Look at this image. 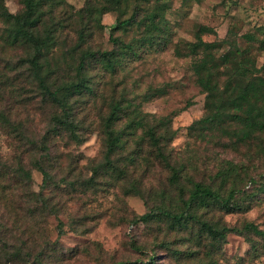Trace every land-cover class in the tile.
<instances>
[{
    "label": "rangeland",
    "instance_id": "1",
    "mask_svg": "<svg viewBox=\"0 0 264 264\" xmlns=\"http://www.w3.org/2000/svg\"><path fill=\"white\" fill-rule=\"evenodd\" d=\"M153 1L122 0L117 9L104 11L105 0H55L51 16L61 22L63 43L43 63L46 82L75 81L80 53L117 48L109 26ZM166 2L171 33L166 47L138 46V55L113 72L92 61L87 76L93 90L72 95L71 125L57 130L52 117L61 115V107L27 69L31 50L4 41L7 24L0 19V264H264V240L253 233L229 232L213 241L193 222L178 226L162 217L132 222L152 206L179 211L190 181L224 194L233 179L242 191L238 208L226 211L207 201L196 203L194 213L215 226L252 222L264 229V133L241 140L237 123L208 128L199 122L209 110L186 45L219 42L215 54L221 56L228 50L221 41L234 36L263 64L264 0ZM4 4L12 14L22 10L19 0ZM80 28L88 35L79 45ZM248 32L255 36L252 43L242 37ZM143 34L137 23L112 36L134 43ZM115 102L120 118L110 128L121 138L110 150L106 124ZM150 131L163 135L169 163L158 157ZM43 138L46 149L40 147ZM36 161L50 175L43 187ZM228 165L236 173L223 185L215 174ZM175 168L181 173L177 183L171 179Z\"/></svg>",
    "mask_w": 264,
    "mask_h": 264
},
{
    "label": "trees",
    "instance_id": "2",
    "mask_svg": "<svg viewBox=\"0 0 264 264\" xmlns=\"http://www.w3.org/2000/svg\"><path fill=\"white\" fill-rule=\"evenodd\" d=\"M5 0H0V19L6 24L4 41L11 45H20L30 49L31 52L26 58L27 69L43 87L45 95L51 101L61 107V115L52 117L53 129L58 126L71 125L70 99L72 95H83L91 92L92 85L87 76V69L92 61L100 63L108 72H113L117 68L125 65V58L138 55L141 47L154 48L166 47L170 41L171 33L168 20L165 17V11L169 8L166 0H154L153 5L144 10H136L133 14L124 19H117L111 30L110 38L117 48L111 51H93L91 49L83 50L76 65V79L64 84L49 85L46 76H42L43 63L48 62L47 56L63 43L60 38L61 22L56 23L51 16L53 2L55 0H19L22 10L17 14L10 13L4 4ZM51 1L50 3H48ZM122 0H105L104 11L117 9ZM200 1V0H191ZM48 5V10L45 6ZM49 16L46 20L45 16ZM139 15L141 17H139ZM137 17V18H135ZM144 26V34L134 43H124L119 37H113L112 33L116 30H127L132 24ZM107 27V26H105ZM61 28V27H60ZM205 29V28H204ZM87 32L84 28L78 30V44L86 42ZM246 42L255 41L252 33H245L242 36ZM261 46L264 48V31L261 38ZM222 43L228 46V50L221 56H216L215 51L221 43L215 41L186 42L189 47L188 55L192 56V71L196 77L197 84L205 94L209 114L200 119L199 122L211 128L217 123H237L239 130L237 132L241 140H251L257 135L264 133V63L257 65L256 61L250 56L248 48H242L236 38L231 36L224 38ZM176 54H180V49L175 48ZM224 69V70H223ZM225 77V78H224ZM224 78V80H222ZM119 103L113 105V116L109 118L106 127L108 130V147L113 150L121 138V133L110 128L114 121L118 120ZM110 128V129H109ZM153 144L158 150V157L164 163L168 162V157L160 144L163 135H155L153 131L149 132ZM40 147L44 146V138L40 141ZM46 149V148H45ZM35 166L43 174L42 187L50 179V175L43 168L39 161ZM236 169L228 165L218 172L215 177H220L223 185L229 183L235 176ZM180 169H173L171 179L177 183L180 180ZM192 188L187 197L182 201V207L174 212L162 206H152L149 210L140 216L133 218L132 222L148 221L152 217H162L170 219L174 224L182 226L188 222L198 224L213 241L223 239L229 232H249L264 240V229L259 228L252 222H245L240 228L229 227L226 225L215 226L197 216L193 208L196 203H205L212 201L220 204L226 211L238 208L236 197L242 191L235 186L233 179L230 187L224 194L219 190L213 189L210 185L200 181H190ZM37 200L43 207L46 206L40 194ZM61 234L63 230L58 228ZM135 249L138 247L131 242ZM112 264H135L129 261H117Z\"/></svg>",
    "mask_w": 264,
    "mask_h": 264
}]
</instances>
